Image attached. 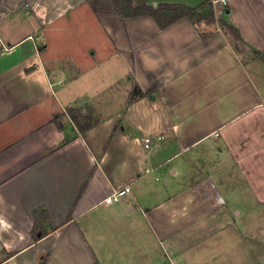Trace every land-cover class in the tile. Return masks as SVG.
I'll return each mask as SVG.
<instances>
[{
  "label": "crops",
  "instance_id": "obj_1",
  "mask_svg": "<svg viewBox=\"0 0 264 264\" xmlns=\"http://www.w3.org/2000/svg\"><path fill=\"white\" fill-rule=\"evenodd\" d=\"M213 3L0 0V264H264V0Z\"/></svg>",
  "mask_w": 264,
  "mask_h": 264
},
{
  "label": "trees",
  "instance_id": "obj_2",
  "mask_svg": "<svg viewBox=\"0 0 264 264\" xmlns=\"http://www.w3.org/2000/svg\"><path fill=\"white\" fill-rule=\"evenodd\" d=\"M119 13L122 16H139L149 14L152 15L158 24L164 28L183 17H190L195 22L205 21L213 23L216 21V12L214 9L213 0H204L200 6L192 7L182 3L162 2L157 6L149 4L145 0H116ZM231 27V26H230ZM69 112L79 129L86 131L92 127L91 122L83 121V111H77L74 108H69ZM39 237V235H35ZM41 264H45L42 262Z\"/></svg>",
  "mask_w": 264,
  "mask_h": 264
},
{
  "label": "rangeland",
  "instance_id": "obj_3",
  "mask_svg": "<svg viewBox=\"0 0 264 264\" xmlns=\"http://www.w3.org/2000/svg\"><path fill=\"white\" fill-rule=\"evenodd\" d=\"M110 73H111V70H110ZM113 75H109V79L106 81V85L108 86V88L110 89V86H111V88H113L114 87V90L113 91H116V90H122L123 88L121 87V86H119V84H121L119 81H118V79H121L122 78V75L120 74V71H119V69L117 68L116 69V71L114 70L113 71ZM120 74V75H119ZM119 75V76H118ZM123 79V78H122ZM98 82H97V84H96V82H94L92 85L93 86H96V90L99 92V93H101L100 92V90L101 91H103V89H102V85H103V83H99V81H102L101 79H99V80H97ZM121 88V89H118V88ZM94 88V87H93ZM92 88V89H93ZM111 91V90H110ZM123 91V90H122ZM87 107H88V111H87V114L86 115H84V117H83V121L84 122H91L92 124L94 123V121H95V113H94V108H93V106H91L90 104H88L87 105ZM115 106H111L110 108H114ZM77 110V109H76ZM77 111H81V109H78Z\"/></svg>",
  "mask_w": 264,
  "mask_h": 264
},
{
  "label": "built area",
  "instance_id": "obj_4",
  "mask_svg": "<svg viewBox=\"0 0 264 264\" xmlns=\"http://www.w3.org/2000/svg\"><path fill=\"white\" fill-rule=\"evenodd\" d=\"M223 2H226V0H221ZM150 141H151V137H147L146 138V145L147 147L150 145ZM132 188L130 185H125L121 188H118L116 190H114L113 192H111L110 194H108L105 198L104 201L106 203H114V202H118L120 201L122 198L126 197L130 192H131Z\"/></svg>",
  "mask_w": 264,
  "mask_h": 264
}]
</instances>
